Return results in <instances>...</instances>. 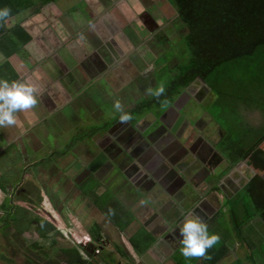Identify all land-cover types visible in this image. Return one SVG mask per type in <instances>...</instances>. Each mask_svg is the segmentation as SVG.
Returning <instances> with one entry per match:
<instances>
[{
  "label": "crops",
  "instance_id": "crops-1",
  "mask_svg": "<svg viewBox=\"0 0 264 264\" xmlns=\"http://www.w3.org/2000/svg\"><path fill=\"white\" fill-rule=\"evenodd\" d=\"M30 1H33L34 4L30 5ZM70 2H73V0H55L44 4H41L37 0H29L28 4L26 3V8L24 7L13 16L3 19V24L1 23L0 25V29H3L6 33L14 27H20L30 36V40L20 45L17 49L7 44L8 49H6L3 42L0 41V58H2L0 64L7 62L11 65L17 77L14 81H20V73L22 72L24 78L21 82L35 85L38 99V103L33 108L17 112V123L15 125L0 126V170H18V173L34 175L37 173L50 188H53L59 180L61 184L63 183V189L65 191L68 190L70 193L69 195H65V201L63 194L60 193V203L63 207H65L64 203H67V201H71L74 204H77L78 201L84 204L87 201L89 205L94 206L98 212L105 216L103 209L97 206V203H100L103 197L106 196V201L108 199L109 206L113 204L114 200L122 201L124 203L122 205L123 210L131 218L128 223H122V228L131 232L128 241L135 240L137 232L141 230L144 233L143 239H149L150 242L149 246L144 250H136L130 244L131 248L136 252L137 259L140 260L139 257L145 252H148L157 264H167L169 261L171 264H183L182 261L185 257L179 251L181 245L178 240L166 239L168 233L172 229L177 228L179 230V226L183 222L182 220L186 216L193 215V209L197 206H200L199 210L205 214L206 219L203 221L207 223L209 230L211 226L218 224V218L224 212L222 209L224 205L231 208L234 203L239 205L242 203L240 202L243 197L242 192L248 183L242 188L238 184L243 180L240 178H245L244 172H248V170L244 165L237 163L242 159L236 162L230 159L228 153L229 144L225 141L227 133L208 114H206V118L198 119L196 117L190 121H200L206 124L198 133L199 135L203 134L202 137L204 136L203 138L207 145L211 146L214 149V153L222 158V161L213 167L207 166L206 164L197 165L195 162H188V159L185 161V158L192 156V154L189 151H184L183 146L186 143L188 144V141L182 136L176 140L177 142L172 140L176 145V148L173 149L169 146L168 149L166 148L168 143L171 142L164 141L167 133L161 134L157 138V141H155L156 143L158 141L163 143L161 144V150L167 157L176 155L175 151L177 148L179 149V155H176L177 157L174 158V162H170L168 158L152 146L149 148L140 147L141 141L130 143L131 135L130 137L124 135L122 138L123 133L121 132L129 130L127 121L120 119L122 113L129 114L128 116L130 118L128 121H132L137 115L136 111H138L139 118L135 120L138 122L139 128H144L146 127L144 126L145 121L158 117L161 111L167 107L152 102L153 94L157 90L155 83L152 85L148 84L145 81L148 80V77L141 72L133 74L135 67H137L136 58L138 57L132 54V50L124 54V51L127 50L120 49V47L124 49L130 48L127 39L116 40V45H114L112 39L105 40L107 49H102L96 53L98 57L96 61L97 65L88 71L90 73L89 75L94 78H100L106 73L109 82L114 80L118 84L112 85V83L107 82L108 87H105L103 84L98 86L94 81H88L84 86L75 88V92L71 90L72 99L69 102L67 100L68 91L66 90L68 86L65 85L62 87L60 85L62 84L61 82L56 81V78H52L51 68L47 69L44 67L39 70L37 69L32 74L25 75L28 70L24 67V62L19 60L21 57L19 55H33V48L35 46L34 36L26 28L25 22L40 15V10L44 7H47L50 13L53 10L61 14L62 11L63 14H70L74 11L80 13L77 6L78 3L80 5L81 1L76 4ZM56 3L60 5L59 8L55 7ZM167 4L171 7L173 13L176 14L168 1ZM104 5L103 3L101 5L98 4L90 9L91 15L101 19L100 14L104 11L102 10ZM68 8L69 10H67ZM165 9L169 11L167 7ZM108 14L109 12L105 13V16H108ZM92 16L90 17L92 18ZM91 20L89 19V21ZM138 33L137 35L140 37L143 35L140 31ZM57 35L61 37L60 33ZM104 35L102 32H97V37L100 40L106 38ZM43 45L45 49V44L43 43ZM64 46L65 51H59L61 53L59 55L57 54L54 58L56 60L55 63H57L60 57L63 61L65 60V64L70 63V67H75L73 71H78L76 61L82 59V56L68 54L70 57L67 58L66 50L69 46ZM72 46L81 49V45L77 42L75 45L72 44ZM42 50L35 54L44 53ZM6 54L10 55L6 56ZM71 57L75 58L74 60L77 59L75 61L76 63L72 61ZM83 61L81 60L79 62L81 63ZM109 64H113L114 66H108ZM175 68L176 65H173L171 69L167 70L166 74H162L164 77L160 79V87L163 86L164 79L168 75H171ZM120 79L124 81L130 79V86L121 88L123 81L119 83L121 81ZM99 87L104 88L103 90L107 97L103 91H99ZM109 89L110 91H108ZM196 89V92L202 90L200 85ZM108 94H112L114 97H108ZM178 94L175 95V98ZM83 95L88 96L87 100L89 101H86L87 103H84ZM210 95L213 96L211 102L214 103L216 97L211 93V90L208 93V96ZM117 101L121 105L119 110L114 107ZM102 105H108L112 108L113 116L109 114L106 116ZM139 109L141 110L139 111ZM185 113L183 112L182 115H185ZM173 116L174 124L172 125L174 129L175 119L178 116L175 113ZM85 128H90L87 133H84ZM106 130H109L108 133H104ZM213 130L219 136L213 138L211 136V131ZM205 133L207 136L204 135ZM104 134L109 135L110 139L105 137ZM111 134H115V136H111ZM117 139L120 142H117ZM96 143L104 144L103 149L106 151L105 155L112 165L103 162L100 165H96L97 167L94 166V170L91 171L88 165L91 164L93 156L98 152ZM224 143L225 146H223ZM150 149H155L156 152H151ZM231 162L234 164L237 163V167H233L232 170H230L233 165ZM244 162H246L249 168H253L248 164L247 160H244ZM182 164H184L183 167ZM200 165L203 167V170H198ZM229 172L232 175L226 181L227 176L230 174ZM55 173L61 176L55 179ZM262 176L264 178V174H261ZM17 180L18 183H24L25 181L21 178ZM5 181V184L8 185L7 180ZM89 184H92L89 186L90 188L87 187L84 190V187ZM218 184H221L223 189H220ZM1 185L6 189V185ZM230 189L232 191L228 192ZM108 194L111 195L109 196ZM50 200L53 204L54 201L52 199ZM230 212L231 210L227 211L229 221L233 225ZM115 218L116 216L114 218L111 217L109 220L116 229V225L122 221L120 220L117 223ZM95 224L93 223V226ZM246 225L242 228L241 236L236 232L233 236L222 235L218 242L219 245L213 246L206 251L205 260L207 263L264 264V254L262 253L263 260L261 263L260 260L258 261L260 257L255 258L254 254L257 250L254 249L256 246H254L252 237L249 238L247 234H243L247 228H251L253 231L258 230L260 232L259 238L262 239L260 247L264 251V247H262L264 245V223L259 217H255ZM116 231L118 232L119 229ZM226 231L224 229V233ZM89 232L92 233V230L89 229ZM256 241L258 240L256 239ZM161 242L165 243L164 253L157 247L158 244H163ZM155 254L159 257L156 258ZM191 261L195 262L194 264H206L203 257ZM134 264L136 263L134 262Z\"/></svg>",
  "mask_w": 264,
  "mask_h": 264
},
{
  "label": "rangeland",
  "instance_id": "rangeland-1",
  "mask_svg": "<svg viewBox=\"0 0 264 264\" xmlns=\"http://www.w3.org/2000/svg\"><path fill=\"white\" fill-rule=\"evenodd\" d=\"M79 1H81L80 5L78 3ZM95 1L73 0V2H70L73 4L78 3L77 7L80 13L74 11L70 14H63L62 11L61 14L55 10L50 13V10L44 7L40 10V15L25 22L26 28L33 34L35 41L33 55H19L21 56L19 60L24 62L23 65L26 70H28L25 75L32 74L37 69L39 70L44 67L47 69L51 68L52 78H56V81L61 82L62 84L60 85H62V87L65 85L68 86L66 90L68 91L67 100L69 102L72 99L71 90L75 92V88L84 86L88 81H94L98 86L103 84L105 87H108L107 82L109 81L106 73L100 78H94L89 75L90 73L88 71L97 65L96 61L98 57L96 53L102 49H107L105 40L112 39L114 45H116V40L127 39L130 48L124 49L120 47V49L127 50L124 51V54L132 50V54L138 57L136 58L137 67H135L133 74H136V72L143 73L148 77V80L145 81L150 85L155 83L158 89L160 87V79L164 77L162 74H166L167 70L175 65L174 61L176 62V58L180 59V57L183 56L182 58L185 59L187 55L181 43V38L185 34L186 29L179 22L177 15L173 13L167 1L101 0V2L98 0L96 3ZM102 3L103 5L105 4L104 7L107 9L103 7L102 10H104L105 13L109 12L108 16H105L104 11L100 14V17H102L101 19L92 16L90 9ZM59 6L58 3L55 4L56 8H59ZM166 7L169 11L165 9ZM67 10H69V8ZM83 12L85 13L83 14ZM90 16H92V18ZM89 19L92 20L89 21ZM139 31L143 34L141 37L137 35ZM97 32L105 34L104 37L106 38L101 39L103 40L102 42L97 37ZM58 33L61 34V37H58ZM54 38L57 40H54ZM76 42L81 45L82 50L76 46H72V44L75 45ZM43 43L45 44V49ZM64 45L69 46L66 50L67 58L70 57L68 54L78 55L79 57L82 56V59H78V61L71 57L73 62H77L78 71H73L75 67H70V63L65 64V60L63 61L60 57L57 63H55L56 60L54 58L57 54L59 55L61 53H59V51H65ZM40 50L44 53L35 54ZM1 59L2 58H0V60ZM81 60L84 61L80 63L79 61ZM15 61L19 62L18 60ZM110 65L111 67L114 66L113 64H109L108 66ZM61 68L63 73L61 72ZM20 74L21 81L24 78V74H22V72ZM120 80L119 83L123 81L121 88L128 85L130 86V79L126 81ZM109 83H112V85L118 84V82H114V80ZM99 88V91L104 92V88ZM108 91H110V89ZM208 93L209 92H205L198 103H194L192 102L193 100H190L189 107H185V104L182 106L183 109L185 107L184 113L192 114L190 119L194 120L196 117L200 119L206 118V114H208L216 124L223 128V130L229 129L232 131V138H238L240 136L237 133L238 126L235 124H237L238 121L234 119L235 116L241 117V120L250 122L252 128H257L255 125V118L256 114L259 112H252V110L247 111L239 107H235L231 110L223 103L214 104L211 102L213 96H208ZM105 96L107 97L106 94ZM110 96L114 97V95L108 94V97ZM87 99L88 96L83 95L84 103L89 101ZM149 102L151 101L149 100ZM102 108L103 111L106 112V116L107 114L112 115V108L108 105H102ZM185 117L189 118L187 116ZM89 129L90 128H85L84 133H87ZM211 136L213 138L216 137V132H214V130ZM245 141H249L248 138H246ZM223 146H225V143ZM260 147L264 149V143L261 144ZM54 175L55 179L61 176L58 173ZM19 178L23 181L25 180L24 183H18L17 179ZM61 178L63 179V177ZM5 180H7L8 185L5 184ZM0 184L7 186L6 195H3L0 191V205L4 197L6 198L7 196L9 204L10 202L13 204L11 207H6V209H8L7 211L0 207V252L7 257V259L0 258V264H66L64 263L66 259L65 256L57 252V248L64 247L76 248L82 260L86 261L87 264H109L110 262L108 261H110V258L114 259V261H111V264H134V262L137 264L139 262L135 250L130 246V240L128 241L131 232L120 227V224H115V229L114 225L111 224L109 220V218H114L117 215V220L120 217L119 220H121L122 223H128L130 221L131 218L122 208V205H124L122 201L114 200L113 204L109 206L108 199L106 201L105 196L101 199L100 203H97V206L102 208L105 215L109 217L107 218L103 216L102 213L98 212L94 206L89 205L87 201L84 204L79 201L77 204L67 201V203H64L65 207H63L60 203V193L63 194L64 201L65 195L70 194L68 190L65 191L63 189V183L61 184L58 180V183L55 184L53 188H50L37 173L34 175L29 173H18V170H0ZM91 185L92 184H89L84 187V190H86L87 187L90 188L89 186ZM37 193L39 194L37 195ZM108 195L110 196L111 194ZM50 199L54 201L53 204ZM246 201H248V199H246ZM14 209L17 211V217L20 218L21 216H29V218L39 217L49 221L52 220L51 222L55 230L52 231L47 238H39V234L35 229L36 224L34 223L32 226H28L30 229L26 228L22 234L19 235L15 227L16 225L13 224V222L7 225L4 222V220H6V212L9 211L13 214ZM222 209L224 212L220 214L218 224L211 226L209 232L218 234L220 238L222 235L233 236L236 232L235 226L231 225L227 213V211H230V207L224 205ZM93 223H96L99 227V230L96 231L98 234L96 240H91L87 233V230L91 229L93 234L96 235ZM117 229H119L118 232L116 231ZM224 229L227 230L225 233ZM143 234V231H138L134 240V242H138L141 250H144L150 243L149 239H143ZM243 234H247L249 238L252 237L254 246H256L254 249L258 252L254 254L255 258L260 257L258 261L260 260L262 263L264 251L260 247L262 244V239L259 238L260 232L247 228L246 231L244 230ZM52 238H55L56 242L54 243V247H51ZM256 239L258 241H256ZM248 241L250 240L248 239ZM32 242H36L41 248L33 249L31 247ZM85 242H91V244L87 243L85 245ZM218 242L214 247L219 245ZM117 247L128 253L130 261L119 254ZM96 250L99 252L96 253ZM155 257L158 258L159 256L155 254ZM196 258L201 259L202 257H193L192 259L185 258L184 264H194L195 262L191 260L194 261ZM203 258L205 263L208 264L205 260L206 256ZM167 264H171L170 261Z\"/></svg>",
  "mask_w": 264,
  "mask_h": 264
},
{
  "label": "trees",
  "instance_id": "trees-1",
  "mask_svg": "<svg viewBox=\"0 0 264 264\" xmlns=\"http://www.w3.org/2000/svg\"><path fill=\"white\" fill-rule=\"evenodd\" d=\"M37 1L44 4L55 0ZM167 1L175 10L179 22L186 29L181 43L187 55L185 59L182 58L183 56L180 59L176 58L174 72L164 79V91L159 95L153 94L152 102L166 107L172 103L175 95L196 78H201L216 97L214 104L223 103L231 110L239 107L247 111L259 112L255 118L257 128H252L250 122L235 116L234 119L238 121L235 124L238 126L237 133L240 135H237L238 138H232V131L225 129L227 133L225 141L229 144L230 159L233 162L240 159L247 160L248 164L257 171V174L243 189V197L240 201L242 203L240 205L232 203L233 206L230 208L233 226H235L236 233L241 236L242 228L253 218L259 217L264 223V178L261 177L264 172V149L260 147L264 141V0ZM28 2L29 0H0V9H9V15L6 17L8 18L20 9L26 8ZM33 4L34 2L30 1V5ZM2 22L3 19L0 20V25ZM8 33L0 29V41L6 49L8 46L17 49L30 40V36L20 27H14ZM15 74L9 63L0 64V79H7L11 82L16 80ZM136 112L135 119L137 120L139 113ZM246 138L249 141H245ZM0 191L3 195L7 194V190L1 184ZM7 197H4L0 205L5 211L8 210L6 207L13 206L12 202L9 204ZM13 212V214L6 212L4 222L6 225L13 222L19 235L34 223L39 238L45 239L55 230L52 220L39 217L29 218V216L20 218L17 217L15 209ZM118 220L116 217L117 223L120 222ZM119 224L123 227L122 222ZM94 228L95 232L99 230L96 224ZM87 231L90 239L96 240L98 234L94 235L93 232ZM51 243V247H54L55 238H52ZM130 244L136 250H141L138 242L130 240ZM31 247L41 248L36 242H32ZM117 250L126 259L130 258L123 249L117 247ZM57 252L65 256L64 263L66 264H87L82 260L76 248H57ZM0 258L7 259L1 252ZM111 261L114 259L110 258L109 264ZM182 262L184 264L185 259Z\"/></svg>",
  "mask_w": 264,
  "mask_h": 264
},
{
  "label": "clouds",
  "instance_id": "clouds-1",
  "mask_svg": "<svg viewBox=\"0 0 264 264\" xmlns=\"http://www.w3.org/2000/svg\"><path fill=\"white\" fill-rule=\"evenodd\" d=\"M8 15L9 9H0V20ZM163 91L164 88L161 86L155 94L159 95ZM36 93L37 88L31 83L0 79V126L15 125L18 111L29 110L38 103ZM114 107L117 110L121 108L119 101L114 104ZM129 118L127 114L120 116L122 121ZM179 235L181 245L179 251L186 259L204 257L206 251L220 240V236L210 233L207 223L194 214L184 218L179 226Z\"/></svg>",
  "mask_w": 264,
  "mask_h": 264
},
{
  "label": "water",
  "instance_id": "water-1",
  "mask_svg": "<svg viewBox=\"0 0 264 264\" xmlns=\"http://www.w3.org/2000/svg\"><path fill=\"white\" fill-rule=\"evenodd\" d=\"M201 86L202 89H204L206 92L210 91V88L208 87V85L201 79V78H196L193 82H191L188 86H186L181 92H180V96L178 95L176 98L170 105H168L166 108H164L163 111H161V113L159 114L158 117H154V120L148 124L146 127L144 128H139L138 126V122L133 118L132 121H127V124L129 125L128 128L129 130H126V132L122 131V138L125 135L126 137H130L131 135V139H130V143L133 142H140V147H144V148H149V147H153L155 148L159 153H162L166 158L167 156L165 155V153L161 150V144H163L161 141H158L157 143L155 141H157V138L161 135V134H166L167 137L164 141H172V140H178V138H180V135L176 133V131L171 127V124L167 122L166 118H167V114H174L181 117L182 116V108H178L177 107V101H179V97H181L182 95H188V93H191L192 89H196L198 86ZM165 107V106H164ZM186 118V123L187 124H191L192 119H190V116H192V114H187ZM183 119V118H181ZM136 121V122H135ZM138 121H142V120H138ZM156 124V125H155ZM113 127V126H111ZM109 130H106L104 133H108ZM105 137H107L108 139H110L109 135L104 134ZM111 136H115V134H111ZM123 140V139H122ZM117 142H120L119 139H117ZM177 142V141H176ZM206 145L207 143L204 142ZM121 144V143H120ZM208 146V145H207ZM96 147H97V154H95L93 156V161L91 162V164L88 165V168L91 169V171L94 170V166L96 165H100L103 162H106L107 164L112 165V163L107 159L106 157V151L104 148V144H97L96 143ZM155 149H150L151 152L155 151ZM183 149L189 152H192V149L189 147V143L185 144L183 146ZM208 149L210 151H214V149L211 146H208ZM156 152V151H155ZM170 162H174L172 159H169ZM238 163H240V165H244L247 170H248V175L245 178V180L243 181L244 183L241 185V188L244 187L249 180L254 177L257 173V171H255V169L253 168H249L248 165L246 164V162H244V160L239 161ZM97 167V166H96ZM237 167V166H235ZM230 174L227 176V180H229V177L232 175L231 172H229ZM143 174V173H142ZM152 177L154 178V176L152 175ZM263 177V176H262ZM218 187L220 189H223V187L221 186V184H218ZM198 206L195 207L193 209L194 214H197V212L199 210H197ZM139 262L137 264H157L155 262V260L153 259V257L148 253L145 252L144 254H142L139 257Z\"/></svg>",
  "mask_w": 264,
  "mask_h": 264
},
{
  "label": "flooded vegetation",
  "instance_id": "flooded-vegetation-1",
  "mask_svg": "<svg viewBox=\"0 0 264 264\" xmlns=\"http://www.w3.org/2000/svg\"><path fill=\"white\" fill-rule=\"evenodd\" d=\"M197 89H192L191 90V93L189 92L188 95H182L181 97H179V101H177V107L178 108H182L183 109V105L185 104V107H189V101L190 100H193L192 102L194 103H198L199 99L202 97V95L205 94V90H198V92H196ZM180 96V93L178 94ZM185 107L184 109L182 110V112H184L185 110ZM183 114V113H182ZM186 113L185 115H182L181 117L178 116V118H176L175 120V126H174V130L176 131L177 134H179L180 136L186 138V140L188 141L189 143V147L192 149V156H189L188 158H185V161H187L188 159V162L189 161H192V162H195V164H203V165H209L211 167H213L214 165L218 164L220 161H222V158H220V156L216 153H214V151H210L208 148V146L204 143L205 140H204V136L202 137V135L200 136L198 131L203 127L205 126L206 124H203V122H200V121H195V122H191V124H187L186 123ZM183 118V119H181ZM174 116L173 114H167V122L171 124V127L173 128V125L174 124ZM200 119V118H198ZM154 120L153 119H150L148 121H145L144 123V126H147L148 124H150L152 121ZM183 132H185V134H183ZM212 132V131H211ZM211 134V133H210ZM209 134V135H210ZM214 134V133H213ZM185 135V136H184ZM205 136H207V134L205 133L204 134ZM216 136H219L218 133L216 132ZM209 137V136H208ZM264 143V141H263ZM175 143H173V141L169 142L168 145H167V149L170 147L171 149L173 148H176V145ZM169 146V147H168ZM179 149L177 148L176 149V155L178 156L179 155ZM183 150V149H182ZM185 151V150H184ZM176 155H172L171 157H167L168 159H172L174 161V158L177 157ZM209 157V159H207ZM184 160V159H183ZM233 165L231 166V169H233V167L236 166V164H234L233 162H231ZM184 166V164H182V167ZM198 170H203V167H200L198 168ZM206 170V169H205ZM249 172H244V177L246 178L247 175H248ZM257 174V173H256ZM264 174V172H263ZM245 178H240V179H243L242 181L239 182L238 186L242 185L245 180ZM235 190V189H234ZM229 191H232L231 189L228 190ZM202 206V205H201ZM200 206H198L197 210H199ZM198 216L202 219V220H205L206 219V216L205 214L202 213L201 210H199L197 212ZM192 215V214H191ZM196 215V214H195ZM197 216V215H196ZM184 220V219H183ZM182 220V221H183ZM166 239H169V240H180V235H179V230L176 228V229H172L171 232L168 233V235L166 236ZM163 243V242H161ZM164 244L163 243L162 245H157L158 249L160 251H162L164 253Z\"/></svg>",
  "mask_w": 264,
  "mask_h": 264
},
{
  "label": "built area",
  "instance_id": "built-area-1",
  "mask_svg": "<svg viewBox=\"0 0 264 264\" xmlns=\"http://www.w3.org/2000/svg\"><path fill=\"white\" fill-rule=\"evenodd\" d=\"M88 242H85L84 244L86 245ZM99 251L98 250H96V253H98Z\"/></svg>",
  "mask_w": 264,
  "mask_h": 264
}]
</instances>
